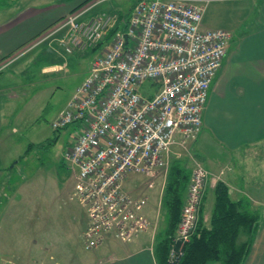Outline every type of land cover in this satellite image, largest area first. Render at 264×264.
<instances>
[{"label":"built area","instance_id":"2783aa9c","mask_svg":"<svg viewBox=\"0 0 264 264\" xmlns=\"http://www.w3.org/2000/svg\"><path fill=\"white\" fill-rule=\"evenodd\" d=\"M109 1L93 0L57 22L60 25L44 37L62 31L57 53L64 57L97 48L120 26L51 126L57 130L78 123L81 130L63 159L75 181L70 199L86 210L81 234L86 251L110 238L132 243L152 228L151 219L142 213L147 204L142 189L134 194L123 188L129 173L144 176L152 187V178L169 169L171 155L182 150L191 155L195 165L169 250V263L175 264L184 253L174 246L190 242L199 224L210 173L192 150L202 130L209 86L232 33L203 28L210 0H127L133 5L126 15L112 11L81 19ZM145 82L153 89L140 94Z\"/></svg>","mask_w":264,"mask_h":264},{"label":"rangeland","instance_id":"374dc122","mask_svg":"<svg viewBox=\"0 0 264 264\" xmlns=\"http://www.w3.org/2000/svg\"><path fill=\"white\" fill-rule=\"evenodd\" d=\"M12 3L17 1L0 0V9ZM103 6L108 8L109 3ZM209 7V16L213 17L212 10L218 4L213 1ZM59 25L43 32L31 44L35 45L32 51L18 62L6 68L5 61L0 66L4 67V71H0V82L4 85L1 94H17L9 106L0 103V264H59L68 258V248L73 259L82 257L77 250L78 246H83L79 231L86 210L70 199L75 181L63 159L64 152L81 130L78 123L59 130H54L51 124L67 108L100 51L94 48L75 50L62 57L57 53V42L50 45L52 43L44 40ZM61 34L62 31L54 36ZM110 39L107 37L108 41ZM234 42L233 38L229 43L233 44L232 48ZM50 65H60L62 69L41 73L43 67ZM151 85L145 82L140 94L147 89L152 91ZM4 100L5 97L1 99ZM214 156L211 151L208 155L194 154L211 177L219 176V166H212L209 161V157ZM172 158L185 163L184 171L191 176L195 161L189 153L182 150L178 155H171L170 163ZM168 172L169 169L152 178V187L147 185L144 176L132 173L127 175L123 185L130 192L142 189V196L147 198L142 213L153 223L152 234L161 238L167 221L162 197ZM208 195L211 201L213 193L208 192ZM205 211H208V204ZM242 238L241 234L239 239Z\"/></svg>","mask_w":264,"mask_h":264},{"label":"crops","instance_id":"0c3cea01","mask_svg":"<svg viewBox=\"0 0 264 264\" xmlns=\"http://www.w3.org/2000/svg\"><path fill=\"white\" fill-rule=\"evenodd\" d=\"M16 1V4L0 9V66L12 57L6 68L29 54L35 47L31 44L43 32L86 0ZM213 1L218 7L213 8L212 17L209 16V5ZM105 3H109L108 8L103 6ZM132 5V1L111 0L89 9L81 19L112 11L126 15L130 13ZM220 5H224V8ZM202 26L205 29L229 30L232 39H235V47L229 45L221 68L209 86L202 130L193 145L194 154L208 155L211 151L215 156L209 157V161L212 166H219V174L224 170L223 179L220 177L219 181L229 188L230 198L242 201L250 213L258 216L259 226L244 264H264V0H210ZM57 39V36H51L47 41L54 45ZM59 66L43 67L41 73L61 70ZM3 86L0 82V103L9 106L17 94L3 96ZM4 97L6 100L2 102ZM216 182L211 176L207 181L200 213L205 225L213 208ZM138 191L134 190V194ZM208 192L213 193L211 201ZM206 204L208 211H205ZM86 221L85 216L79 231L80 237ZM241 234L244 239L240 241H244L245 234ZM82 247L78 246L77 250L81 258L73 259L68 248V258L62 259L59 264H157L155 236L151 230L129 244L110 238L93 251H85Z\"/></svg>","mask_w":264,"mask_h":264},{"label":"trees","instance_id":"16d2710c","mask_svg":"<svg viewBox=\"0 0 264 264\" xmlns=\"http://www.w3.org/2000/svg\"><path fill=\"white\" fill-rule=\"evenodd\" d=\"M89 1L91 0H86L76 9ZM119 28L120 26H116L107 37H112ZM107 42L106 38L94 49L100 50ZM184 166L185 163L176 159H173L169 166L162 197V207L167 217L164 237L155 236L154 254L157 264H170L169 250L180 221L190 181V175L185 173ZM213 193L214 203L207 225L202 222L201 215L190 242L174 246L176 251L184 253L175 264H244L246 261L259 226V218L256 214L250 213L242 201H233L229 195V188L222 181L216 182ZM241 233L245 234L244 241L239 239Z\"/></svg>","mask_w":264,"mask_h":264}]
</instances>
